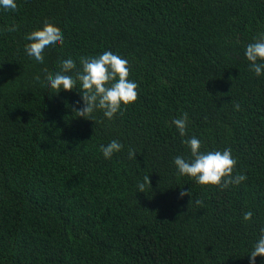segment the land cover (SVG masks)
<instances>
[{
    "label": "trees",
    "instance_id": "16d2710c",
    "mask_svg": "<svg viewBox=\"0 0 264 264\" xmlns=\"http://www.w3.org/2000/svg\"><path fill=\"white\" fill-rule=\"evenodd\" d=\"M17 4L0 9V264H251L264 227V75L245 51L264 33V0ZM45 21L65 42L41 64L25 37ZM104 51L129 62L139 98L113 120L78 118L79 82L54 94L44 70ZM184 112L186 138L230 148L245 182L221 190L177 175L190 149L172 121ZM112 140L123 149L108 160L100 147Z\"/></svg>",
    "mask_w": 264,
    "mask_h": 264
},
{
    "label": "clouds",
    "instance_id": "9594fccd",
    "mask_svg": "<svg viewBox=\"0 0 264 264\" xmlns=\"http://www.w3.org/2000/svg\"><path fill=\"white\" fill-rule=\"evenodd\" d=\"M0 9L15 12L18 10L17 0H0ZM16 26L4 29L7 32L16 31ZM30 41L25 45V52L38 63H44V52L46 48L52 46H63L64 35L60 27L53 23L45 21L41 29L28 33L25 37ZM245 55L250 62V69L254 71L257 77L264 75V33L260 34L259 39L246 46ZM81 67L71 59H65L60 62V71L56 73L48 72L45 79L48 87L54 94L61 91L71 92L77 89L79 82V92L82 96L83 107H72V111L78 118L95 121L94 112L100 110L104 117L113 120L115 116L131 107L139 98V85L130 80L131 66L129 62L114 54L111 51H104L95 57L79 58ZM40 80L39 76L35 78ZM80 102L77 101V104ZM239 110V105H236ZM176 126L183 144L190 149V156L186 159L183 156L174 158V165L177 168L178 176H186L203 187H218L221 190L231 185H240L247 180V176L236 171L237 159L232 155L230 148L223 151L212 150L202 151V144L195 136L187 137V126L189 116L184 112L179 118L172 121ZM123 145L112 140L107 145H101L100 151L105 159L110 160L115 153L121 152ZM129 159H136V151L129 149ZM143 183L138 184L139 192H146V186L151 187L150 176L143 177ZM190 191H181L180 196H190ZM192 201L189 202L191 204ZM197 205H202L200 199H196ZM244 221L250 222L253 219V213L248 211L244 213ZM264 257V227L260 229V236L254 244L250 253L251 264H256V258Z\"/></svg>",
    "mask_w": 264,
    "mask_h": 264
}]
</instances>
